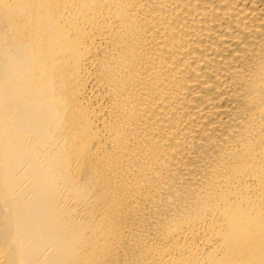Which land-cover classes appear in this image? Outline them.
Wrapping results in <instances>:
<instances>
[{
	"label": "bare ground",
	"instance_id": "6f19581e",
	"mask_svg": "<svg viewBox=\"0 0 264 264\" xmlns=\"http://www.w3.org/2000/svg\"><path fill=\"white\" fill-rule=\"evenodd\" d=\"M0 264H264V0H0Z\"/></svg>",
	"mask_w": 264,
	"mask_h": 264
}]
</instances>
